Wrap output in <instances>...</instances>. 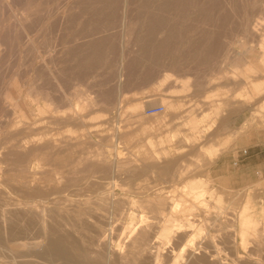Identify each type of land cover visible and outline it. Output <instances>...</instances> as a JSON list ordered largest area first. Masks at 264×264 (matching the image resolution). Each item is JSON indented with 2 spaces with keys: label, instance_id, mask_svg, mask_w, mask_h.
Instances as JSON below:
<instances>
[{
  "label": "rangeland",
  "instance_id": "obj_1",
  "mask_svg": "<svg viewBox=\"0 0 264 264\" xmlns=\"http://www.w3.org/2000/svg\"><path fill=\"white\" fill-rule=\"evenodd\" d=\"M166 119L169 129L146 132ZM160 133L173 140L169 155L146 160L145 139ZM34 136L58 145L42 171L35 157L6 155ZM68 136L84 145L57 154ZM145 161L155 167L141 170ZM0 165V226L13 216L20 226L68 229L87 264H153L149 249H116L126 219L139 220L151 251L160 248L159 264H170L186 243L183 264H264V0H0ZM48 170L62 172L60 186L44 199L28 195L38 184L20 182ZM114 173L128 176L113 203L97 179ZM202 190L207 204L199 206L189 197ZM171 196L193 213L181 206L173 214L180 229L169 243L157 238ZM247 199L260 225L254 219L243 247L236 221ZM102 227L112 228L108 259ZM6 260L0 263L15 264Z\"/></svg>",
  "mask_w": 264,
  "mask_h": 264
},
{
  "label": "bare ground",
  "instance_id": "obj_2",
  "mask_svg": "<svg viewBox=\"0 0 264 264\" xmlns=\"http://www.w3.org/2000/svg\"><path fill=\"white\" fill-rule=\"evenodd\" d=\"M251 1V0H250ZM260 1V0H259ZM244 4V3H243ZM246 14L248 15V13L246 12ZM245 16V15H243ZM259 16V15H258ZM246 17V16H245ZM244 18V17H243ZM249 18V17H248ZM239 19V18H238ZM251 20V19H250ZM243 21V20H242ZM248 22V20H247ZM244 23V22H243ZM249 24V22L247 23ZM242 26V25H241ZM245 33V32H244ZM243 38V37H242ZM34 49V48H33ZM37 49V48H36ZM243 52V50H242ZM229 55V54H228ZM263 61V60H262ZM124 63V62H122ZM122 68V67H121ZM255 68V67H254ZM260 70V69H259ZM263 70V69H262ZM168 76V75H167ZM166 78V77H165ZM164 78V82H160L159 86L161 87V85H163L166 80ZM15 81V80H14ZM16 82V81H15ZM34 88V87H33ZM39 92V90L36 91V93ZM29 93V92H28ZM31 93V92H30ZM32 94V93H31ZM43 96V95H42ZM41 96V97H42ZM45 97V96H44ZM87 98V97H86ZM33 99V98H32ZM46 99V98H45ZM44 99V100H45ZM84 99V98H83ZM102 99V98H101ZM47 100V99H46ZM95 100V99H94ZM166 100V99H165ZM6 101V100H5ZM16 101V100H15ZM35 101V100H33ZM89 102V101H87ZM17 103V102H16ZM25 103V102H24ZM85 103V102H84ZM18 104V103H17ZM26 104V103H25ZM86 104V103H85ZM90 104V103H89ZM97 104V103H95ZM110 104V103H109ZM140 104V103H139ZM87 105V104H86ZM168 105V104H167ZM18 106V105H17ZM141 106V105H140ZM138 105H135L133 107V110L134 108H138L140 107ZM24 107V106H23ZM174 104L171 103L168 105L167 109L169 110H175L174 108ZM83 108V107H82ZM141 108V107H140ZM138 108V110L140 109ZM136 109L134 110L136 112ZM79 110L80 107H79ZM173 110V112H175ZM168 111V110H167ZM30 112V111H29ZM82 112V111H81ZM138 112V111H137ZM172 112V111H170ZM169 112V113H170ZM29 114V113H28ZM31 114V112H30ZM29 114V115H30ZM166 114V113H165ZM138 115V114H137ZM34 116V115H33ZM169 115H167V118H168ZM20 117V116H19ZM173 117V116H172ZM171 117V119H172ZM162 118V117H161ZM160 118V119H161ZM29 119V118H28ZM91 119V118H90ZM165 119V118H164ZM157 120V119H156ZM159 120V119H158ZM163 120V118H162ZM162 120H160V123H157L155 125H153V123H151V126L147 127L146 126V122L144 123L145 124V128H146V132H154L156 134V131H162L164 130V128H168L169 125H171V122H169L167 119V121L165 122H162ZM30 121V120H29ZM144 121V120H143ZM146 121V120H145ZM151 121V120H150ZM21 122V120H20ZM23 122V121H22ZM153 122V120H152ZM16 123V121H15ZM29 123V122H28ZM149 123V122H148ZM155 123V122H154ZM21 124V123H20ZM27 124V123H26ZM35 124V123H34ZM39 123L35 124V125H38ZM4 125V124H2ZM19 125V123H18ZM34 125V126H35ZM40 125V124H39ZM142 125V124H140ZM197 125V124H196ZM36 127V126H35ZM171 127V126H170ZM129 128V126H128ZM196 128V127H195ZM142 129V128H141ZM144 129V128H143ZM149 129V130H148ZM171 129V128H170ZM194 129V128H193ZM2 130V129H1ZM19 130V129H18ZM6 131V130H5ZM145 131L142 130V132ZM158 131V132H159ZM167 131V130H166ZM17 132H20V131H17ZM41 132V131H40ZM145 132V133H146ZM157 132V133H158ZM4 133V132H3ZM16 133V131H15ZM76 133V132H75ZM199 133V132H198ZM44 134V133H43ZM162 134H166V133H163ZM168 134V133H167ZM12 135V134H10ZM26 135V134H24ZM34 135V134H33ZM59 135V134H58ZM142 137L143 134H141ZM31 136V135H30ZM83 136V135H82ZM85 136V135H84ZM148 136V135H147ZM165 136V135H164ZM172 135H170L171 137ZM9 137V136H7ZM19 137V136H18ZM22 137V135H21ZM27 137V136H26ZM35 137V136H34ZM27 139L25 138V140H23V142H19L18 144H14L13 146L10 147V149L8 150L7 152V156H12L14 159H17L18 161H23V160H26L27 158H30V157H35L36 158V168L38 169H42L44 170V167L46 165V162L48 160H50L53 156V151L54 149H57L58 145H55L53 142H43L41 144V141L43 138L40 139L39 138V141L38 139ZM58 138V136H57ZM140 138V137H139ZM146 138V137H145ZM22 139V138H21ZM24 139V138H23ZM13 140V139H12ZM11 140V141H12ZM45 140H47V138H45ZM49 140V139H48ZM55 140V138H54ZM6 141V140H5ZM53 141V140H52ZM141 141V139H140ZM173 140L169 139V137L165 138V137H162L161 136V133L157 136H153V135H150L148 136L146 139H145V153L143 154L142 153V156L143 158H145L146 160H150L151 159H154V160H160L161 158V153L162 151H164V155H169V151H167V147L168 145H171L173 144L172 143ZM60 142V141H59ZM58 142V143H59ZM171 143V144H170ZM9 144V142H8ZM7 144V145H8ZM5 145V144H4ZM84 145V142L81 141V139L79 138H75L73 140H71L68 136V140H62L61 141V144L59 145L60 149L56 150V153L57 154H60L61 152H64L66 150H70L74 147H78V146H82ZM177 145V144H176ZM179 149V148H178ZM76 150V149H75ZM2 151V150H1ZM7 151V150H6ZM52 151V152H51ZM177 151V150H176ZM122 152V151H121ZM2 154V153H1ZM72 154H73V151H72ZM119 155V154H118ZM122 155L121 157L116 160V161H119V160H123L122 159ZM58 158V157H57ZM78 158V157H77ZM81 158V157H80ZM79 158V159H80ZM167 158V157H166ZM76 159V158H75ZM144 159V160H145ZM56 160V159H55ZM54 160V161H55ZM6 161V160H4ZM52 161V160H50ZM59 161V160H58ZM139 161V160H138ZM149 161V162H150ZM176 161V160H175ZM53 162V161H52ZM163 162V161H161ZM160 162V163H161ZM18 163V162H17ZM57 163V162H55ZM60 163V162H59ZM141 163V162H140ZM154 163V162H153ZM53 164V163H52ZM116 164V163H115ZM131 165V164H130ZM1 166V165H0ZM35 166V165H34ZM116 166V165H114ZM135 166V165H134ZM133 166V167H134ZM59 167V166H58ZM129 167V166H128ZM155 165L153 164H149L145 161V163L142 164L141 166V170H145V169H151V168H154ZM160 167L162 168H167V167H170V164H164V165H161ZM4 168V167H3ZM35 168V169H36ZM53 168V167H52ZM55 169V168H54ZM62 169V168H61ZM135 169V167H134ZM28 170V169H27ZM1 171V170H0ZM37 171V170H36ZM40 171V170H39ZM56 171V170H55ZM60 171V170H59ZM70 171V170H69ZM133 171V169H132ZM2 172V171H1ZM30 172V171H29ZM116 172V171H115ZM31 173V172H30ZM62 173L61 171L60 172H44L41 173V177L40 178H31V177H28L27 180H23L21 181L20 183H23V184H34L33 186H35V183L38 184L37 187L35 188H32V191L31 192H28L27 194L32 196V195H36L35 197H40L41 199H44L45 197H47L51 190H53L54 188H57L60 186V183H62V179L63 177L61 175L63 174H60ZM104 173V172H103ZM123 173V172H122ZM135 174V172H133ZM138 173H139V170H138ZM120 174V173H119ZM146 174V173H145ZM20 175V174H19ZM31 175V174H30ZM17 176V175H16ZM22 176V175H21ZM35 176V175H34ZM128 176V175H126ZM125 175L124 176H121V175H118L116 173H114L109 180H105V179H102V178H98V188H100V190H104L105 192L103 193V197H107L108 199H110L113 203L115 202V200L118 198V197H122L124 195V193L121 191V185H120V182L121 180L124 181V179H127ZM25 177V176H24ZM27 177V176H26ZM22 178V177H21ZM1 179V178H0ZM5 179V178H4ZM95 179V178H94ZM107 179V178H106ZM21 180V179H20ZM73 180V179H71ZM89 180V179H88ZM2 181V180H1ZM11 181V179H10ZM87 182V181H86ZM21 186V185H20ZM103 186V187H102ZM256 186V185H255ZM78 190L80 187H77ZM76 188V189H77ZM20 189V187H19ZM18 189V190H19ZM17 190V189H16ZM249 190V189H248ZM247 190V191H248ZM70 191V190H69ZM86 191V190H85ZM17 192V191H16ZM189 192V191H188ZM199 192V191H198ZM209 192V191H208ZM208 192L202 190L200 193H192L191 196L189 197V199L193 202L196 201L197 204L202 205H206L207 204V196H208ZM249 192V191H248ZM60 194V193H59ZM64 195H66L65 193H62ZM72 194V193H71ZM21 195V194H20ZM56 196V193L54 194ZM83 195V193H82ZM81 195V196H82ZM91 195H95V194H91ZM250 195V193H249ZM50 196V195H49ZM60 196V195H59ZM70 197V195H68ZM75 197H77L76 195H74ZM85 196V195H84ZM134 196V195H133ZM29 197V196H28ZM58 197V196H57ZM62 197V195H61ZM79 197V195H78ZM77 197V198H78ZM88 197V196H87ZM127 197V196H126ZM182 197V196H181ZM181 197L179 199H181ZM52 198V197H51ZM50 198V199H51ZM54 198V197H53ZM59 198V197H58ZM74 198V197H73ZM91 198V197H90ZM130 198V197H129ZM134 198V197H133ZM183 198V197H182ZM210 199V196L208 197ZM184 199V198H183ZM183 199H181L183 201ZM188 199V198H187ZM18 200V199H17ZM172 201V196H171V199ZM248 200V199H247ZM55 201V200H54ZM52 201V202H54ZM61 201V200H60ZM136 201V200H135ZM170 201V202H171ZM3 202V201H2ZM19 203V202H18ZM67 203V202H66ZM70 205H73L71 202H68ZM74 203V202H73ZM78 203V202H77ZM142 203V202H141ZM163 203V202H162ZM20 204V203H19ZM29 204V203H28ZM36 203H31V205L33 207H36L38 209L40 208H44V207H40L38 204ZM55 204V203H54ZM194 204V203H193ZM63 205V204H62ZM95 205V203H94ZM133 205V204H132ZM136 205V204H135ZM154 205V204H152ZM182 205H185L186 204L183 202H181L180 200H177V199H173L172 201V205L170 206L171 209H170V212L168 214L165 215V217L163 218V222H162V225L160 227V231L158 233L159 237L157 238V240L161 239V237H166L165 239H167L168 237L170 238L172 233H176V231H179L180 229V224L178 225V222H180L179 220H177V218L175 217V219L173 218V214L178 213L179 211V208L182 206ZM69 206V205H68ZM78 206V205H77ZM98 206V205H96ZM134 206V205H133ZM156 206V205H155ZM189 206V204H188ZM112 207V206H111ZM154 207V206H153ZM184 207V206H182ZM187 207V206H186ZM184 207L183 208V211L182 209L180 210L181 213L185 212L184 209L186 208ZM75 208V207H74ZM88 208V207H87ZM129 208V207H127ZM193 208V207H192ZM191 208V209H192ZM196 208V207H195ZM69 209V207L67 208ZM187 209V208H186ZM185 209V210H186ZM190 209V207H189ZM190 209V210H191ZM253 205L250 203V200H248V202L246 204H244V206L238 211L237 213V221L236 223H238V229H237V235H238V238L240 241L236 242L239 243L241 246H245L247 244L246 242V238L248 236V233L246 232L247 229L249 227H253V225L255 224L254 223V219H253V215H252V212H253ZM48 210V209H47ZM53 210V209H52ZM52 210L50 212H52ZM65 210V209H64ZM76 210V209H75ZM74 210V211H75ZM84 210V209H83ZM193 210V209H192ZM191 210V212L189 211L188 212V209L186 211L185 214H188V213H193ZM16 211V210H15ZM14 211V212H15ZM29 211V210H28ZM41 211V209L39 210ZM44 211V210H43ZM79 211V210H78ZM169 211V210H168ZM8 212V211H7ZM13 212V214H14ZM56 212V210H55ZM68 212V211H67ZM165 212V211H164ZM28 213V212H27ZM54 213V212H53ZM71 213V212H70ZM140 213V212H139ZM255 213V212H254ZM17 214V213H16ZM43 214V213H42ZM55 214V213H54ZM103 214V213H102ZM101 214V215H102ZM124 214V213H123ZM130 214V213H129ZM176 214V216H177ZM35 215V214H34ZM45 215V214H44ZM68 215V213H67ZM66 215V216H67ZM91 215V214H90ZM116 215V214H114ZM180 215V214H179ZM21 216V215H20ZM51 216V215H50ZM113 216V215H112ZM255 216V215H254ZM1 217V215H0ZM11 217V222L9 221L6 226H0V258L3 259H7L9 261H13L15 264H87L85 262V259H84V254H85V251L87 250H84V248L82 247V245L80 244L77 236L70 230L66 229L64 231L60 230V232L56 231L52 226L48 225L46 226V229H43L42 226L40 227L38 223L36 222H31L29 223L28 226H20L17 224V222L13 223L14 220L13 219V216H10ZM16 217H18L16 215ZM22 217V216H21ZM92 217V216H90ZM114 217V216H113ZM121 217V216H120ZM135 217V215H134ZM140 217V216H139ZM182 218V216H180ZM179 217V218H180ZM256 218H258V216H255ZM15 218V217H14ZM95 218V217H94ZM116 218V217H115ZM128 218V216H127ZM184 218V217H183ZM187 218V217H186ZM55 219V218H54ZM134 219V218H133ZM19 220V219H18ZM21 220V219H20ZM64 220V219H63ZM62 220V221H63ZM120 220V219H119ZM127 220V219H126ZM125 220V221H126ZM136 220V219H135ZM261 220V219H260ZM263 220V219H262ZM261 220V222H262ZM4 221V219H3ZM17 221V220H16ZM37 221V220H36ZM68 221V220H67ZM123 222L124 225L121 229V232H122V236L124 237L125 234H127V239L124 241H122V238H121V241L115 243L118 247L116 249H118L120 252H122V254H125L124 251H126V248H139V251H143V252H147L148 249L150 250L149 252L153 254V264H159L160 263V258H161V254H160V248H157L156 247V251H154L155 249H153V251H151L150 249V246H151V243L149 241H147L140 233H139V229L141 228V223L136 221L135 223L133 222V220H128L126 222ZM149 221V220H148ZM256 221V219H255ZM88 222V221H87ZM86 222V223H87ZM114 222V221H113ZM257 222V221H256ZM260 222V221H259ZM259 222H257V224H259ZM24 223V222H23ZM89 223V222H88ZM87 223V224H88ZM98 223V222H97ZM107 223V222H105ZM115 223V222H114ZM43 224V223H42ZM49 224V223H48ZM109 224V223H108ZM153 224V223H152ZM89 225V224H88ZM92 225V224H91ZM150 225V224H149ZM252 225V226H251ZM260 225V224H259ZM262 225V224H261ZM40 228H39V227ZM54 226V225H53ZM77 226V225H76ZM185 226V225H184ZM79 227V226H78ZM95 227V226H93ZM93 227H91L92 229H94ZM202 227V226H201ZM152 228V226H151ZM184 228V227H183ZM200 228V227H198ZM80 230V228H78ZM87 229V227H86ZM85 229V230H86ZM90 229V227L88 226V230ZM91 229V230H92ZM114 229L118 230L117 227H115ZM154 229V228H152ZM254 229L257 230L256 227H254ZM253 229V231H254ZM73 230V229H72ZM87 230V231H88ZM120 230V229H119ZM199 230V229H198ZM198 230H196L197 232H199ZM252 230V229H251ZM259 230V229H258ZM202 231V230H201ZM200 231V233H201ZM204 231V230H203ZM206 231V230H205ZM249 231V230H248ZM251 231V232H253ZM91 232V231H90ZM181 232V231H180ZM257 232V231H256ZM112 233V228L110 229H107L106 227H102L100 229V235H98V237L100 236L101 239L99 240V244L101 246H104V244L107 246L108 248V251H107V259H108V255L111 254V249H112V246H110L109 244V240L112 239L111 237V234ZM199 233V234H200ZM169 234H171L169 236ZM198 234V235H199ZM250 234V233H249ZM252 234V233H251ZM157 235V236H158ZM210 235V234H209ZM253 235V234H252ZM251 235V236H252ZM97 236V235H96ZM201 236V234H200ZM203 236V235H202ZM250 236V237H251ZM254 236V235H253ZM174 237V236H172ZM171 237V238H172ZM88 238V237H87ZM169 238L167 239V241L170 243L169 241ZM170 238V239H171ZM236 238V237H235ZM255 239V237H253ZM86 239V238H85ZM84 239V240H85ZM156 239V238H155ZM163 239V241L165 242L166 240ZM237 239V238H236ZM88 240V239H87ZM251 241L250 242H254L252 239H250ZM264 240V239H263ZM83 241V240H82ZM89 241V240H88ZM162 241V239H161ZM248 241V240H247ZM87 242V241H86ZM111 242V241H110ZM156 242V241H155ZM246 242V244H245ZM256 242V241H255ZM259 242V241H258ZM257 242V243H258ZM98 243V242H97ZM163 243V242H162ZM260 243V242H259ZM258 243V245H259ZM163 244H166L167 245V242L163 243ZM162 244V245H163ZM238 245V244H237ZM85 246V245H84ZM160 247V246H159ZM188 247V244H184L180 249L179 251L177 252L176 255H174V257L172 258V261L170 262V264H183V262L185 261L186 263V259L185 258V252L188 250L187 249ZM206 247V245H205ZM93 248V247H92ZM99 248V247H98ZM162 249V248H161ZM105 250V249H104ZM138 250V249H137ZM199 250V249H198ZM244 250V249H243ZM90 251V250H89ZM103 251V250H102ZM101 251V252H102ZM238 252H241V251H238ZM140 253V252H139ZM226 253V252H225ZM242 253V252H241ZM106 254V253H105ZM142 254V253H141ZM252 254V253H251ZM257 254V253H256ZM254 254V256L256 255ZM121 255V254H120ZM127 255V254H126ZM129 255V254H128ZM133 255V254H132ZM197 257L199 254H196ZM241 255V254H240ZM240 255L238 256V259H240ZM130 256V255H129ZM151 256V255H150ZM192 256V255H191ZM200 256V255H199ZM243 256V255H241ZM259 256V255H258ZM87 257V256H86ZM118 257V256H117ZM123 257V256H122ZM121 257V258H122ZM188 257V256H187ZM210 257V256H209ZM257 257V256H256ZM88 258V257H87ZM205 258V257H204ZM217 258V257H216ZM245 258V257H244ZM120 259V258H119ZM128 259V258H126ZM126 259H123L126 260ZM202 259V258H201ZM242 259V258H241ZM6 260V261H7ZM5 261V260H4ZM92 261V260H91ZM113 261V260H112ZM118 261V260H117ZM130 262V260H127ZM202 260L196 258L194 260L191 261L190 264H200ZM260 261V259H259ZM108 262V261H107ZM125 262V261H124ZM140 262V261H139ZM92 263V262H91ZM101 263V262H100ZM142 263V262H141ZM261 263V262H260ZM1 264V263H0ZM125 264V263H124ZM142 264H148L146 262H143ZM228 264V263H227Z\"/></svg>",
  "mask_w": 264,
  "mask_h": 264
},
{
  "label": "built area",
  "instance_id": "obj_3",
  "mask_svg": "<svg viewBox=\"0 0 264 264\" xmlns=\"http://www.w3.org/2000/svg\"><path fill=\"white\" fill-rule=\"evenodd\" d=\"M164 111V107H154V108H150L148 111H147V114L148 115H155V114H158V113H162Z\"/></svg>",
  "mask_w": 264,
  "mask_h": 264
}]
</instances>
